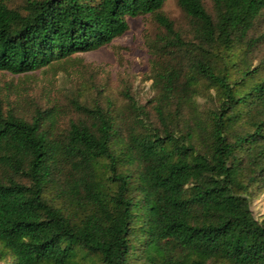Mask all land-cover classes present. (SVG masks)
<instances>
[{
	"label": "trees",
	"instance_id": "obj_1",
	"mask_svg": "<svg viewBox=\"0 0 264 264\" xmlns=\"http://www.w3.org/2000/svg\"><path fill=\"white\" fill-rule=\"evenodd\" d=\"M0 0V71L108 46L149 16L154 97L59 128L0 98V264H264V0Z\"/></svg>",
	"mask_w": 264,
	"mask_h": 264
},
{
	"label": "rangeland",
	"instance_id": "obj_2",
	"mask_svg": "<svg viewBox=\"0 0 264 264\" xmlns=\"http://www.w3.org/2000/svg\"><path fill=\"white\" fill-rule=\"evenodd\" d=\"M6 1L10 8L22 11L26 0ZM203 1L209 10L210 0ZM163 12L178 30L185 32L187 20L175 0H166ZM128 25L122 36L98 50L78 53L27 74L0 71V98L5 110L26 118L37 110L51 113L58 127L65 128L70 119L79 118L78 105L120 107L127 97L146 105L155 95L151 52L161 29L149 16L129 19ZM257 30L264 33V13ZM255 57L254 64L264 58V43ZM250 210L256 220L264 218V192L252 195Z\"/></svg>",
	"mask_w": 264,
	"mask_h": 264
}]
</instances>
